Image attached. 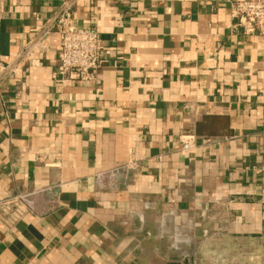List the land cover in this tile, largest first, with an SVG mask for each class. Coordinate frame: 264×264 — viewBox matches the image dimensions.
Instances as JSON below:
<instances>
[{"label": "crops", "instance_id": "obj_1", "mask_svg": "<svg viewBox=\"0 0 264 264\" xmlns=\"http://www.w3.org/2000/svg\"><path fill=\"white\" fill-rule=\"evenodd\" d=\"M234 1L0 0V65L65 3L103 45L94 79L53 78L52 33L0 89V199L41 191L0 221V264H208L209 242L264 241V39Z\"/></svg>", "mask_w": 264, "mask_h": 264}, {"label": "built area", "instance_id": "obj_2", "mask_svg": "<svg viewBox=\"0 0 264 264\" xmlns=\"http://www.w3.org/2000/svg\"><path fill=\"white\" fill-rule=\"evenodd\" d=\"M232 16L248 33H258L264 39V0H236L232 4ZM72 4L65 3L58 13L40 30L36 42L22 47L10 62L0 65V89L6 80L19 83L18 72L32 50L52 33L59 36V65L53 78L92 80L103 60L101 36L96 28L77 25L73 21ZM20 87V86H19ZM195 135L182 137L181 150L189 153L194 145ZM39 190H22L0 199V221L13 225L27 214H37Z\"/></svg>", "mask_w": 264, "mask_h": 264}, {"label": "rangeland", "instance_id": "obj_3", "mask_svg": "<svg viewBox=\"0 0 264 264\" xmlns=\"http://www.w3.org/2000/svg\"><path fill=\"white\" fill-rule=\"evenodd\" d=\"M208 264H264V241H239L232 245L230 241L209 242ZM219 244V245H217Z\"/></svg>", "mask_w": 264, "mask_h": 264}]
</instances>
